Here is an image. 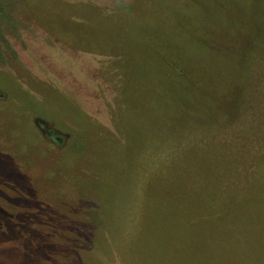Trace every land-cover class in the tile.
Wrapping results in <instances>:
<instances>
[{
	"label": "rangeland",
	"instance_id": "374dc122",
	"mask_svg": "<svg viewBox=\"0 0 264 264\" xmlns=\"http://www.w3.org/2000/svg\"><path fill=\"white\" fill-rule=\"evenodd\" d=\"M0 264H264V0H0Z\"/></svg>",
	"mask_w": 264,
	"mask_h": 264
}]
</instances>
